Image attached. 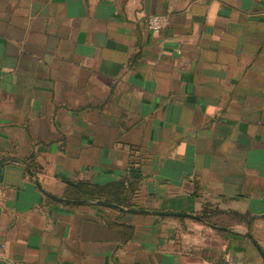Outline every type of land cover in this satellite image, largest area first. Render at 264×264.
Returning a JSON list of instances; mask_svg holds the SVG:
<instances>
[{
  "label": "crops",
  "instance_id": "0c3cea01",
  "mask_svg": "<svg viewBox=\"0 0 264 264\" xmlns=\"http://www.w3.org/2000/svg\"><path fill=\"white\" fill-rule=\"evenodd\" d=\"M228 259L264 264V0H0V264Z\"/></svg>",
  "mask_w": 264,
  "mask_h": 264
},
{
  "label": "built area",
  "instance_id": "2783aa9c",
  "mask_svg": "<svg viewBox=\"0 0 264 264\" xmlns=\"http://www.w3.org/2000/svg\"><path fill=\"white\" fill-rule=\"evenodd\" d=\"M169 17L166 15H150L148 18V27L154 31L161 30L164 26L168 24ZM204 264H212L210 262H206ZM227 264H236L228 259Z\"/></svg>",
  "mask_w": 264,
  "mask_h": 264
},
{
  "label": "water",
  "instance_id": "95a60500",
  "mask_svg": "<svg viewBox=\"0 0 264 264\" xmlns=\"http://www.w3.org/2000/svg\"><path fill=\"white\" fill-rule=\"evenodd\" d=\"M71 202V201H70ZM99 204H103V205H109V206H114V207H119L118 205L114 204V203H111L109 201H106V200H99V201H95ZM121 208V207H120ZM123 209V208H122ZM131 211H133L134 209H130ZM163 214H183V213H179V212H168V211H165V212H161Z\"/></svg>",
  "mask_w": 264,
  "mask_h": 264
},
{
  "label": "trees",
  "instance_id": "16d2710c",
  "mask_svg": "<svg viewBox=\"0 0 264 264\" xmlns=\"http://www.w3.org/2000/svg\"><path fill=\"white\" fill-rule=\"evenodd\" d=\"M94 193H96V191H93V192L91 191V193H90V194L92 195V194H94ZM108 201H109V200H108ZM111 202H112V201H111Z\"/></svg>",
  "mask_w": 264,
  "mask_h": 264
}]
</instances>
